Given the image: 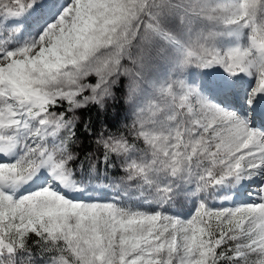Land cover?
<instances>
[{
	"label": "snow or ice",
	"instance_id": "obj_1",
	"mask_svg": "<svg viewBox=\"0 0 264 264\" xmlns=\"http://www.w3.org/2000/svg\"><path fill=\"white\" fill-rule=\"evenodd\" d=\"M0 264H264V0H0Z\"/></svg>",
	"mask_w": 264,
	"mask_h": 264
},
{
	"label": "trees",
	"instance_id": "obj_2",
	"mask_svg": "<svg viewBox=\"0 0 264 264\" xmlns=\"http://www.w3.org/2000/svg\"><path fill=\"white\" fill-rule=\"evenodd\" d=\"M85 150H87V149H85Z\"/></svg>",
	"mask_w": 264,
	"mask_h": 264
}]
</instances>
